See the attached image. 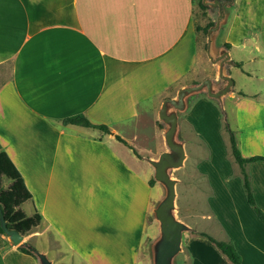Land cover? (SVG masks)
I'll return each instance as SVG.
<instances>
[{
    "label": "crops",
    "instance_id": "0c3cea01",
    "mask_svg": "<svg viewBox=\"0 0 264 264\" xmlns=\"http://www.w3.org/2000/svg\"><path fill=\"white\" fill-rule=\"evenodd\" d=\"M192 10L193 0H0V146L32 195L24 203L31 212L25 214L36 211L42 217L23 237L30 244L45 241L49 233L58 247L50 251L52 263L58 254L64 255L58 261H65L69 250L87 264H101L98 255L136 264L137 219L150 212L154 222L156 205L148 194L155 187L149 184L154 171L137 141L148 124L157 145L162 102L207 77L194 43ZM258 17L255 49L263 60L252 55L257 65L247 76L260 81L264 10ZM235 23L223 43L230 45H224L229 68L244 72V58L235 61L237 67L232 55L251 51L244 44L248 23L241 28ZM238 91L228 97L239 123L236 143L243 157L264 156V98L254 92L251 99L259 102L252 106L250 93ZM75 115L109 132L62 123ZM238 170L236 186L242 192ZM245 171L264 211V162L248 163ZM240 213L248 218L241 236L227 242L241 254V264H264V224L254 221L248 207ZM85 255H95L96 261ZM15 261L39 264L34 254L0 235V264Z\"/></svg>",
    "mask_w": 264,
    "mask_h": 264
},
{
    "label": "rangeland",
    "instance_id": "374dc122",
    "mask_svg": "<svg viewBox=\"0 0 264 264\" xmlns=\"http://www.w3.org/2000/svg\"><path fill=\"white\" fill-rule=\"evenodd\" d=\"M213 1L193 0L194 43L201 53L202 72L207 76L205 77L213 80L218 89L223 86V82L218 79L216 66L210 62L206 54L208 29L215 25L220 13L224 12L225 18L221 22L220 31L214 46H224L223 41L226 39V34L233 23H237H235L236 28H241L244 21L248 23V26H245L248 29V35L244 44L251 51L243 50L242 54L238 51L232 55L234 62L244 58L243 61L246 66L244 72L237 68H227V73H229L234 84L232 92L224 96L222 102L208 97L205 91H201L190 96L187 100L186 110L178 113V139L183 143L185 158L179 168L169 169V175L176 181L174 215L177 220L186 225L187 229L182 232L180 251L175 255L173 264H225L223 262L224 258H222L223 254L219 249L209 240L201 237L200 233H207L219 241L233 240L234 242V239L241 236L240 230L245 226V222L248 219L240 211L242 208L247 207L251 209L246 201L243 186H241L242 192L236 186L239 170L231 154L226 125L236 139L239 123L235 117V106L231 102L232 100L228 98L230 95L240 94L238 90H242L250 93L247 95L250 99L257 96L254 92H260L259 96L264 98V66L258 68L261 77L260 81L247 76L248 71L254 70V66L257 65L256 61L263 60L262 53L257 52L255 46L258 45L256 36L257 26L260 21L258 12L264 10V0H259V4L251 0H245L246 2L233 0V3H229L230 0H218V5L215 6L211 4ZM249 6H251L252 10H250V13H246L245 9ZM247 15L257 18L252 19L250 16L247 17ZM209 24L212 25L204 31L203 28ZM252 55H256L254 63L251 61ZM203 79L200 78L196 84ZM203 99H209L215 103L202 102L204 101ZM257 100L251 99L250 105L257 104L259 102ZM155 122L160 131L158 144L156 145V132L148 124L143 128L142 136L137 141L138 150L147 149L146 154L142 156L152 159H158L160 153L167 150L163 138L165 126L159 123L158 120ZM161 143L162 145L159 146ZM140 176L143 177V175ZM2 185L7 188L9 181L4 178ZM154 185L155 187L149 189L148 194L154 199L153 204L155 205L164 196V189L159 183L154 182ZM250 186L252 190L251 182ZM138 192L140 193V190ZM139 202L137 201V206L141 208ZM20 209L27 214L31 212L29 204L21 205ZM252 213L254 214L253 211ZM213 214L214 216H212ZM253 216L256 219L254 221L260 223L255 214ZM151 217V213L147 212L142 218L137 219L136 264L153 263L151 244L157 239L159 228L158 222L156 220L153 222ZM0 235L10 242L6 235ZM44 239L45 241L43 239L38 242L32 241L30 245L36 249L45 248L43 252L46 253L47 258L51 261L54 255L50 251H54L58 247L49 233L44 236ZM24 240L26 241V239ZM60 246L68 250L66 244L61 243ZM241 252L246 254L245 249ZM85 256L87 258L91 256L92 260L96 261L97 259L101 264L118 263L117 255H98L99 258L96 259L95 255ZM63 257L64 255L62 254L56 255L52 264H56L55 262L58 264H62V262L64 264H87L86 259H82L80 255H75L69 250L67 255H65V261L59 262L58 260ZM114 257H116V260ZM14 264L26 263L15 261Z\"/></svg>",
    "mask_w": 264,
    "mask_h": 264
},
{
    "label": "water",
    "instance_id": "95a60500",
    "mask_svg": "<svg viewBox=\"0 0 264 264\" xmlns=\"http://www.w3.org/2000/svg\"><path fill=\"white\" fill-rule=\"evenodd\" d=\"M229 3H233V0ZM211 4L218 5V0H214ZM224 18L225 13H220L215 25L208 29L206 46L207 57L217 66V76L223 82V86L218 89L213 80L205 78L196 85L180 89L175 98L165 99L158 112V118L165 126L163 138L167 150L161 152L158 159H146L153 168L154 180L164 189V196L153 209V217L158 222L159 235L151 244L152 264H173L175 255L180 251L182 232L187 229L186 225L177 220L174 215L176 181L169 175V169L179 168L185 158L183 143L178 139V113L186 110L188 98L196 93L205 91L208 97L222 102L223 97L231 93L233 89L234 82L227 73V68L232 65L228 49L225 46H214ZM0 228L12 245L33 253L39 264H52L45 253L37 251L28 244L17 230L8 228L1 211Z\"/></svg>",
    "mask_w": 264,
    "mask_h": 264
},
{
    "label": "trees",
    "instance_id": "16d2710c",
    "mask_svg": "<svg viewBox=\"0 0 264 264\" xmlns=\"http://www.w3.org/2000/svg\"><path fill=\"white\" fill-rule=\"evenodd\" d=\"M200 5L202 6V4ZM211 25L212 24L207 25L203 28V30L206 31ZM225 46L227 48L230 47L228 43H225ZM236 66L240 67V63H236ZM62 123L98 129L103 133L109 132L105 125H94L90 123L83 115H75L63 119ZM226 129L229 134V143L232 157L239 166L242 175V186L246 201L254 212L256 218L264 224V211L257 207L254 201L249 176L245 171L246 164L258 161L264 162V156L252 155L249 157H243L239 148L237 147L235 136L227 125ZM116 138L127 145L126 142L120 137L117 136ZM129 148L132 149V147ZM133 152L136 154L134 150ZM4 178L9 181L7 188H4L2 185ZM149 184L153 185L154 180H150ZM31 198L32 195L25 186L20 172L15 167L7 153L0 146V211L2 212L4 220L7 222L8 228L17 230L23 236L28 235L32 230L38 227L42 219L40 214L36 211L31 216H26L25 213L20 209V206L30 201ZM0 234L4 235L1 228ZM200 235L213 243L231 264H241L240 255L231 242L216 240L211 235L204 232L200 233ZM18 250L27 255L33 256V254L25 248L18 247Z\"/></svg>",
    "mask_w": 264,
    "mask_h": 264
}]
</instances>
